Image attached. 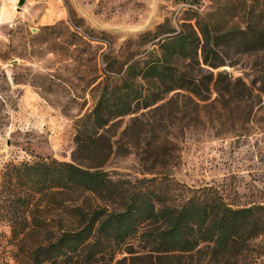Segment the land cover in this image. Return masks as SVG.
Listing matches in <instances>:
<instances>
[{"label":"rangeland","instance_id":"374dc122","mask_svg":"<svg viewBox=\"0 0 264 264\" xmlns=\"http://www.w3.org/2000/svg\"><path fill=\"white\" fill-rule=\"evenodd\" d=\"M18 1L0 0V170L9 162L52 157L104 170L114 178L164 175L189 188L213 186L234 207L264 200V50L225 40L219 46L223 65L218 67L173 60V65L196 77L212 72L209 87L201 86L205 100L171 91L162 101L117 117L100 129L111 148L104 139L102 144L83 147L75 137L80 118L94 106L105 75L121 74L107 63L116 60L112 67L123 72L126 61L143 56L151 47L142 35L163 22L189 30L175 18L183 4L24 0L18 6ZM202 1L204 11L219 3L240 10L237 0ZM222 12V31L244 24L241 17ZM218 72L224 82L216 80ZM140 154L147 157L146 164L139 160ZM77 195L88 210L100 205L90 193L42 198L32 205L44 220L42 230L29 227L31 231L18 240L0 220V264H27L28 252L37 243L55 241L59 228L72 223L57 202L71 206ZM123 256L128 254L116 253L111 264ZM135 262L146 264L145 259ZM150 262L264 264V234L250 239L234 255H213L202 243L191 253L153 256Z\"/></svg>","mask_w":264,"mask_h":264},{"label":"trees","instance_id":"16d2710c","mask_svg":"<svg viewBox=\"0 0 264 264\" xmlns=\"http://www.w3.org/2000/svg\"><path fill=\"white\" fill-rule=\"evenodd\" d=\"M237 1L239 11L226 3L212 4L204 11L202 0H178L183 5L175 18L189 30H176L163 22L155 31L142 35L151 47L143 56L126 61L123 72L112 67L116 60L109 61L107 66L121 74L116 78L107 74L100 81L94 106L79 120L75 137L80 146L99 145L104 140L110 143L100 129L117 117L162 101L171 91L188 92L205 100L201 86L209 87L212 72L196 77L173 65V60L186 59L188 66L201 61L218 67L223 65L219 46L225 40L245 49L264 50V0ZM224 9L231 18L241 17L244 24L222 31L219 23ZM163 33L166 35L161 36ZM218 79L224 82L220 72ZM139 160L146 164L147 157L140 154ZM0 180V220L17 240L31 231L29 227L42 230L44 220L32 207L42 198H54L62 192L90 193L102 205L88 210L78 203L80 195L72 199L71 206L58 200L57 207L73 224H62L55 241L49 239L31 248L27 264H111L119 252L128 256L116 264H136L137 259L154 264L150 262L153 256L160 259L170 253H191L202 243L213 255H234L243 251L250 239L264 234V200L234 207L213 186L189 188L170 176L114 178L104 170L40 157L6 163Z\"/></svg>","mask_w":264,"mask_h":264},{"label":"water","instance_id":"95a60500","mask_svg":"<svg viewBox=\"0 0 264 264\" xmlns=\"http://www.w3.org/2000/svg\"><path fill=\"white\" fill-rule=\"evenodd\" d=\"M24 0H19L17 5L20 6L23 3Z\"/></svg>","mask_w":264,"mask_h":264}]
</instances>
